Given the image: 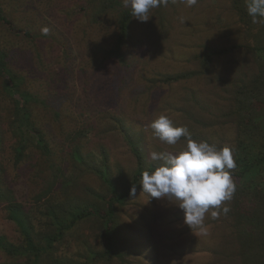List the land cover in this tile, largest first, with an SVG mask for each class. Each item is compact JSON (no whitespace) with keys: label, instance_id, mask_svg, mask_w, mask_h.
Here are the masks:
<instances>
[{"label":"rangeland","instance_id":"374dc122","mask_svg":"<svg viewBox=\"0 0 264 264\" xmlns=\"http://www.w3.org/2000/svg\"><path fill=\"white\" fill-rule=\"evenodd\" d=\"M235 7L233 0H198L191 8L184 0H169L167 6L150 10L147 22L131 17L122 46L131 64L126 68L105 54L119 34L120 12L127 9L123 0H0V50L15 77L22 78L21 87L44 101L34 103L31 114L49 152L47 147L31 145L15 161L5 77L0 75L1 189H11L35 229H50L49 217L42 213L51 201L82 205L95 200L101 213L105 211L106 185L97 175L82 168L80 179L69 181L74 164L68 135L76 137L89 163L105 160L121 187L131 182L137 159L120 123L137 143L142 161L156 166L151 152H176L186 145L184 137L169 146L153 136L151 122L161 114L174 126H186L193 140L218 148L235 149L238 138L245 140L244 127L251 123L252 113L264 115V106L254 100L239 110L235 86L264 71V52L260 56L246 49L252 40L244 34ZM43 27L50 29L47 35L41 33ZM233 44L238 47L215 57L208 69L198 66L196 57L203 49ZM196 69L202 73L186 74ZM177 73L187 76L158 80ZM91 192L102 198H92ZM148 199L139 185L136 196L117 208L114 225L122 257L99 264H239L230 216L213 219L206 214L207 234L202 235L183 222L178 201ZM0 234L11 243L23 240L5 200H0ZM107 235L99 217L87 216L55 244L54 255L76 260L85 245L104 249ZM5 259L0 251V262Z\"/></svg>","mask_w":264,"mask_h":264},{"label":"trees","instance_id":"16d2710c","mask_svg":"<svg viewBox=\"0 0 264 264\" xmlns=\"http://www.w3.org/2000/svg\"><path fill=\"white\" fill-rule=\"evenodd\" d=\"M233 1L236 4L235 8L240 12H238L239 21L245 26L244 31L246 32L244 34L252 40L251 44L246 45V49L261 56V51L264 52V24L256 27L252 23L246 11V0ZM1 16H3V13L0 12ZM131 17L130 8L120 12L119 34L114 46L105 50V54L110 58H115L119 62L127 64L126 68H131V64L125 57L122 46L127 37ZM251 28L256 29L257 33H253ZM237 47L238 44L219 48L207 47L197 55V64L200 68L206 70L215 57H219L221 54ZM262 61H264V58ZM260 67H263V65H260ZM201 73V69H196L186 74ZM186 74H165L158 80L160 82L177 81L187 76ZM0 75L5 77L3 89L5 98L9 100L8 108L11 112L7 124L14 138L15 161H19L31 145H41L43 148H48V142L36 126L31 114L32 105L34 103L44 104V101H40L36 95L25 91L21 87L22 78L15 77L8 66L6 54L2 50H0ZM240 82L239 87L235 86L234 95V99L238 103V109L243 108L242 110H246L249 103L254 102V100L264 106V71L253 75L250 82L245 79ZM119 129L137 159V167L132 180L123 187L118 185L110 174L105 160L104 163L100 164L89 163L87 155L75 143L76 137L67 136L68 141L73 142L70 154L74 164L73 174L69 177V181L76 183L80 179V175L83 174L82 168L97 175L106 185L107 192L105 196H108L103 213H101V206L95 200L82 203V205L73 202L54 203L51 201L42 213L49 217L50 229L40 231L35 229L30 215L22 205L15 202L11 189L4 187V191H2L1 186L3 185L0 181V200H5L7 211L16 220L23 235L22 242L15 244L0 234V251L6 256V259L0 264H99L102 261H110L114 257H122L114 225L117 208L125 204L130 196L129 189L132 185H135L136 189L138 188L142 172L144 170L152 171L157 166L142 161V153L123 123H120ZM244 137L245 140H239L238 138V144L234 149V160L237 167L234 169L232 176L237 191L233 195L231 204L228 205L230 211L227 215L230 216L234 224L232 238L235 243L234 252H236L239 264H264V115L262 113H252L251 123H247V127H244ZM1 148L2 139L0 135V150ZM47 151L49 152V148ZM2 171L3 167L0 164V172ZM91 195L92 198H102V195L100 196L95 192H91ZM39 212L41 213L42 210ZM87 216H97L102 220L104 232L108 234L104 249L99 250L85 245L83 252L76 253L78 258L76 260L69 259L67 261L61 257H55V244L63 238L68 230Z\"/></svg>","mask_w":264,"mask_h":264},{"label":"clouds","instance_id":"9594fccd","mask_svg":"<svg viewBox=\"0 0 264 264\" xmlns=\"http://www.w3.org/2000/svg\"><path fill=\"white\" fill-rule=\"evenodd\" d=\"M168 3L169 0H123V6L130 8L131 16L139 22H147L150 10ZM184 3L191 8L198 0H184ZM246 11L252 23L264 24V0H246ZM49 31L48 27L41 29L43 35ZM150 127L160 142L174 146L184 137L186 145L176 152L150 153V159L158 162V166L142 172V190L149 199L178 201L177 206L184 212L183 222L206 235V214L216 219L230 211L225 202L231 201L236 191L230 171L237 167L234 148L229 145L218 148L207 141L193 140L186 126H174L164 114L154 119ZM129 195L136 196L135 185L130 187Z\"/></svg>","mask_w":264,"mask_h":264}]
</instances>
